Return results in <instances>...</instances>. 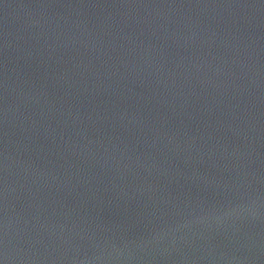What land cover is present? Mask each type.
Segmentation results:
<instances>
[{
	"label": "water",
	"instance_id": "95a60500",
	"mask_svg": "<svg viewBox=\"0 0 264 264\" xmlns=\"http://www.w3.org/2000/svg\"><path fill=\"white\" fill-rule=\"evenodd\" d=\"M0 264H264V0H0Z\"/></svg>",
	"mask_w": 264,
	"mask_h": 264
}]
</instances>
